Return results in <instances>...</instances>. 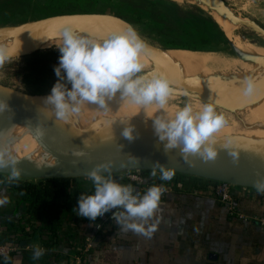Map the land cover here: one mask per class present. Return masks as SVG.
Masks as SVG:
<instances>
[{
    "label": "water",
    "instance_id": "obj_1",
    "mask_svg": "<svg viewBox=\"0 0 264 264\" xmlns=\"http://www.w3.org/2000/svg\"><path fill=\"white\" fill-rule=\"evenodd\" d=\"M171 1L194 5L206 14L207 11H213L232 26V37H228L207 14L222 35V39L212 41L211 46L224 42L226 46L221 49L233 55L234 63L224 59V62L209 63V69L221 74L205 78L178 76L175 72L177 65L167 54L168 51L187 50L215 54L218 50L187 47L165 49L148 43L140 36L147 45L142 54L151 66L142 69L137 75L164 76L173 89L170 96L212 103L215 111L227 115L243 133L212 136L211 139L215 141L212 146L216 151L214 159L205 160L199 154L184 159L179 148L165 149L166 141H160L155 134L152 125L154 118L125 115L121 119L105 121L100 129L94 126L93 121L87 127L78 128L77 121L81 113L74 114L73 122L68 123L70 118L58 119L54 109L44 103L47 95L26 94L0 84V101L7 104V108L0 112V118L5 113L16 117L25 133L33 136L44 150L57 159L54 166H37L26 160L10 161L14 165L0 168V175L10 177L12 167H16L21 172L19 179H76L87 178V173L93 167L105 162L111 164L112 175L152 171L153 165L159 162L174 169L177 174L256 190L255 182L264 177V136L260 135L264 134V118L246 122L244 116L250 114L248 107L264 98V53L243 50L232 39H237L245 46H254L247 42L245 35L238 33L236 37L233 34L234 28H248L264 40V27L254 20L237 15L224 0ZM128 25L131 24L105 13L69 12L17 25L0 26V36L28 39L55 37L60 36L64 28L68 27L74 32L104 39L112 32L126 29ZM0 49L4 50L6 59L41 50L34 48L25 51V45L18 44ZM251 76L257 79L250 80ZM248 86L250 90H246ZM128 125L134 126L135 138L132 140L122 135L123 128ZM135 190L138 192V187Z\"/></svg>",
    "mask_w": 264,
    "mask_h": 264
},
{
    "label": "crops",
    "instance_id": "obj_2",
    "mask_svg": "<svg viewBox=\"0 0 264 264\" xmlns=\"http://www.w3.org/2000/svg\"><path fill=\"white\" fill-rule=\"evenodd\" d=\"M172 182L175 189L164 195L148 221L156 224L155 231L145 237L121 231L111 211L95 221L73 211L81 192L94 190L88 178L71 181L63 195L42 198L32 212L2 178L0 197L6 196L8 203L0 206V235L18 222L42 230L34 240L28 235L26 241H11L17 250L0 264H69L85 238L92 244L86 253L88 264H264V194L242 187L233 190V214L213 197L189 191L192 179L187 175H176ZM144 192L138 187L137 193ZM50 224L55 235L50 234ZM36 245L45 252L34 261Z\"/></svg>",
    "mask_w": 264,
    "mask_h": 264
},
{
    "label": "clouds",
    "instance_id": "obj_3",
    "mask_svg": "<svg viewBox=\"0 0 264 264\" xmlns=\"http://www.w3.org/2000/svg\"><path fill=\"white\" fill-rule=\"evenodd\" d=\"M52 45L60 53L58 64L53 68L58 79L44 103L54 109L58 119L71 118L80 111L83 102L104 108L116 94L130 98L132 103L138 105L155 102L163 109L172 94L170 81L164 76L137 75L144 68L140 57L147 45L132 25L112 32L103 40L77 35L71 28L65 27L60 40ZM5 59V52L0 49V63ZM246 90H250V86ZM6 108L7 104L0 101V112ZM224 123V117L215 111L210 102H204L196 114H193L192 105L186 104L176 112L174 118L161 113L152 119L155 134L160 141H166L165 149L179 148L184 159L195 154L205 160L214 159L216 151L212 145L215 141L211 138ZM122 135L128 140L134 139V126L124 127ZM10 164L14 165L0 159V168ZM157 170L162 181H170L175 175L174 169L157 162L152 167L151 176H157ZM20 175L21 172L12 167L10 179L18 180ZM87 178L94 190L79 195L77 207L73 209L79 217L95 221L111 211L112 220L121 231L131 230L151 237L156 224H149L148 221L158 210L163 185L154 184L141 195L132 185L121 184L113 178L109 162L93 167L87 173ZM254 186L257 192L264 194V177L258 178ZM6 203L8 198L0 197V206ZM44 252L42 247L33 246L32 259L39 260Z\"/></svg>",
    "mask_w": 264,
    "mask_h": 264
},
{
    "label": "rangeland",
    "instance_id": "obj_4",
    "mask_svg": "<svg viewBox=\"0 0 264 264\" xmlns=\"http://www.w3.org/2000/svg\"><path fill=\"white\" fill-rule=\"evenodd\" d=\"M5 1L7 0H0V4ZM224 1L240 17L254 20L264 27V0ZM69 12L105 13L116 16L131 24L148 43L165 49L185 48L172 35L180 32L175 16L184 18L192 14L201 20L210 19L199 7L171 0H32L24 4L17 2L5 4L0 9V26L17 25L48 15ZM238 33L245 35L250 44L264 48V40L250 29L241 26L234 28L233 34L238 37ZM220 39L222 35L219 39L212 38V41ZM52 46L29 55L5 59L0 63V84L26 94H50L53 84L58 79L53 68L58 64L60 55L59 49ZM225 46L224 42H219L199 49L218 50L216 55L233 61V55L221 49ZM193 100L188 97L169 96L167 102L182 109ZM140 116L155 118L157 115L142 113Z\"/></svg>",
    "mask_w": 264,
    "mask_h": 264
},
{
    "label": "bare ground",
    "instance_id": "obj_5",
    "mask_svg": "<svg viewBox=\"0 0 264 264\" xmlns=\"http://www.w3.org/2000/svg\"><path fill=\"white\" fill-rule=\"evenodd\" d=\"M175 2L181 3V1ZM207 12L210 18L215 21V23H217L219 28L228 37H232V26H230L215 12ZM75 33L77 35L85 36L88 38L103 40L92 36H87L80 32ZM61 37L62 34L55 37L31 39L10 35L0 36V47H7L10 45L18 44L20 46L25 45V51H30L34 48L46 49L50 48L52 44L57 43ZM232 40L237 47L243 48V50L264 53V48H259L256 46H245L237 39ZM167 54L177 65V67L175 68L176 74L183 77L205 78L208 76L221 74L219 71H213L209 69L208 64L220 62L223 61V59L232 62L230 59L223 58L214 53L191 52L187 50H170L167 52ZM140 62L144 65L143 69H147L151 66V63L143 54H141ZM249 79L256 80L257 78H252L251 76ZM40 101L43 102L42 100ZM188 104L192 105L193 114L198 113L203 105V103L195 100L188 102ZM179 110L180 108L171 105L169 102H167L164 105L163 109H161L160 106L155 102L149 105H138L132 103L130 98H124L119 94H116L111 100L107 102L104 108H100L99 106L92 103L83 102L80 105V111L78 112L81 114H79L80 118L77 121V124L78 128L87 127L89 123L93 121L92 123H95L94 126H97L100 129L105 121L121 119L122 116L125 115H140L142 113L160 115L161 113H164L168 118H174L176 112ZM247 111H250V114L244 116V120L246 122H251L254 119H263L264 98L259 100L255 105L248 107ZM216 112L224 117L225 123L217 132L213 133L212 136L217 137L225 136L231 133H243L242 130L239 129L238 125L235 126L233 120L229 119L227 115L222 112ZM72 119L73 118L71 117L68 123L73 122ZM260 135L264 136V134L262 133ZM0 159L8 161L26 160V162L36 164L37 166H54L57 163V159L49 152L44 150L33 136L25 133L18 119L7 113H5V116L0 118Z\"/></svg>",
    "mask_w": 264,
    "mask_h": 264
},
{
    "label": "trees",
    "instance_id": "obj_6",
    "mask_svg": "<svg viewBox=\"0 0 264 264\" xmlns=\"http://www.w3.org/2000/svg\"><path fill=\"white\" fill-rule=\"evenodd\" d=\"M11 2L24 4L32 2V0H7L5 3L0 4V9H2L5 4ZM175 20L178 21L177 23L180 26V32L172 33V35L180 41L184 47L197 49L205 46H211L212 38L219 39L221 37V32L211 19L201 20L195 15L188 14V16H185L184 18L175 16ZM112 176L119 183L128 185L124 183L121 175L115 174ZM2 178L5 179V183L11 189L17 192L22 201L28 203V209L31 212L42 198H55L65 194L70 182L75 180L67 178H50L40 181H31L26 179L11 180L10 177H3L0 175V179ZM132 186L135 188L134 185ZM237 189L240 188L235 187L234 190L236 191ZM198 192L202 193L201 195L211 197L208 193H203L201 191ZM235 193L236 192H233V199H235ZM28 226L22 225L19 222L16 224H10L7 227L5 234L0 235V243L3 242L9 244L11 241L20 243L21 240L26 241L25 238L28 235L31 236L33 240L36 239L38 235L41 234L40 232L42 227H33L30 224ZM48 229L51 235H55L56 229L52 224L49 225Z\"/></svg>",
    "mask_w": 264,
    "mask_h": 264
},
{
    "label": "built area",
    "instance_id": "obj_7",
    "mask_svg": "<svg viewBox=\"0 0 264 264\" xmlns=\"http://www.w3.org/2000/svg\"><path fill=\"white\" fill-rule=\"evenodd\" d=\"M121 175L125 184H131L140 189L146 191L150 186L156 185H163L164 192L161 195V199L164 197L165 194L173 191L175 189L172 179L170 181H162L159 179V171H157V176H151V171L148 172H141V171H134V172H127L119 174ZM176 175H181L175 173ZM185 176V175H182ZM192 179V183L190 187H188L189 191L196 192L201 191L203 193H208L211 197L219 201L220 203L227 206L230 213H235V209L233 206V190L235 187L227 184V183H220L215 181H210L202 178L187 176ZM160 199V200H161ZM264 225V221H261ZM91 239L85 238L84 243L81 246H78L75 253L72 254L69 258V264H88L86 261V253L91 249ZM17 250L15 245H10L1 242L0 243V259H5V257L9 258V256Z\"/></svg>",
    "mask_w": 264,
    "mask_h": 264
},
{
    "label": "flooded vegetation",
    "instance_id": "obj_8",
    "mask_svg": "<svg viewBox=\"0 0 264 264\" xmlns=\"http://www.w3.org/2000/svg\"><path fill=\"white\" fill-rule=\"evenodd\" d=\"M205 47H207V46H205Z\"/></svg>",
    "mask_w": 264,
    "mask_h": 264
}]
</instances>
